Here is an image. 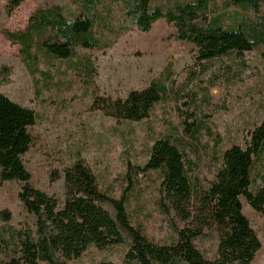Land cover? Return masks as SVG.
<instances>
[{
  "label": "rangeland",
  "instance_id": "obj_1",
  "mask_svg": "<svg viewBox=\"0 0 264 264\" xmlns=\"http://www.w3.org/2000/svg\"><path fill=\"white\" fill-rule=\"evenodd\" d=\"M193 1L155 0L154 5L170 8ZM229 1L212 0L210 16H222L226 26L232 25L236 17L264 22V6L259 13L244 12L235 6L228 9ZM6 4L7 0H0V71L3 67L10 71L0 75V92L37 113V124L29 130L33 144L24 156L32 186L63 203L64 171L82 159L103 191L117 198L128 193L133 225L146 238L159 245L172 244L176 234L157 207L160 179L156 174L144 177L138 171L128 180L129 168H143L158 139L176 135V129L182 132L179 109L192 101L191 110L199 128L194 137H186V154L196 166L192 177L198 187L214 180L224 151L233 145L244 146L247 132L264 121V47L199 65L195 46L176 40L175 26L165 20L155 23L149 33L131 27L120 34L127 25L122 7L110 3L98 9L97 35L104 42H113L111 48L79 47L67 60L34 51L39 61L30 69L21 47L10 43L2 35L4 30L24 31L30 16L43 8L59 6L70 21L87 17L88 12L72 0H28L8 16ZM105 7L111 8L110 14ZM35 69L37 72H32ZM153 81L166 85L169 98L158 104L147 120L119 125L92 109L95 94L113 101L125 100L131 92L145 90ZM263 165L264 156L255 160L254 191L264 185ZM21 187L19 182L0 186V228L21 230L26 224L36 229L37 217L29 214L19 200ZM242 203L263 245L253 264H264V219L245 199ZM197 245L208 258L216 256L217 240L212 231L206 230ZM125 253L126 248L121 246L105 252L91 247L71 264H97L102 260L123 264Z\"/></svg>",
  "mask_w": 264,
  "mask_h": 264
},
{
  "label": "trees",
  "instance_id": "obj_2",
  "mask_svg": "<svg viewBox=\"0 0 264 264\" xmlns=\"http://www.w3.org/2000/svg\"><path fill=\"white\" fill-rule=\"evenodd\" d=\"M27 1L7 0L6 14L12 15ZM154 1L72 0L88 12L87 17L70 21L59 6L43 8L30 16L24 31L4 30L2 35L21 47L30 69L39 61L34 51L67 60L76 55L79 47L105 50L114 43L104 42L97 35L98 9L116 3L121 5L127 24L120 34L131 27L149 33L155 23L165 20L175 26L176 40L195 46L199 65L264 47V22L236 17L232 25L226 26L222 16H210L212 0L177 3L170 8L154 5ZM231 6L259 13L264 0H230L227 8ZM105 8L110 14L111 8ZM9 71L3 67L0 75ZM168 98L166 85L153 81L145 90L131 92L125 100L113 101L95 94L92 109L119 125L141 122ZM183 107L179 109L182 132L176 129V135L158 139L143 168H129L128 180H132L130 174L138 171L144 177L156 174L160 179L157 207L169 219L176 238L172 244L159 245L133 225L128 193L117 198L103 191L82 159L64 171L63 203L34 188L24 156L33 144L29 130L37 124V113L0 92V186L21 183L19 200L29 214L37 217L35 230L26 224L21 230L0 228V264H71L91 247L105 252L120 246L126 248L123 264H253L263 245L244 214L242 199L264 219V185L252 190L255 160L264 156V121L247 132L244 146L233 145L225 150L214 180L206 187H198L192 177L196 166L186 154V137H194L199 128L191 110L192 101ZM5 215L9 218V214ZM206 230L212 231L217 240L216 256L212 259L197 245ZM97 264L116 263L102 260Z\"/></svg>",
  "mask_w": 264,
  "mask_h": 264
},
{
  "label": "crops",
  "instance_id": "obj_3",
  "mask_svg": "<svg viewBox=\"0 0 264 264\" xmlns=\"http://www.w3.org/2000/svg\"><path fill=\"white\" fill-rule=\"evenodd\" d=\"M260 252H261V251H260ZM260 252H259V253H260ZM259 253H258V254H259ZM257 256H258V255H257ZM253 263H254V262H253Z\"/></svg>",
  "mask_w": 264,
  "mask_h": 264
}]
</instances>
